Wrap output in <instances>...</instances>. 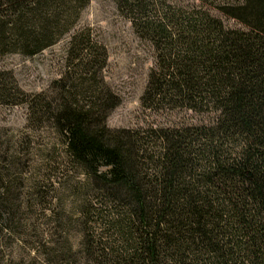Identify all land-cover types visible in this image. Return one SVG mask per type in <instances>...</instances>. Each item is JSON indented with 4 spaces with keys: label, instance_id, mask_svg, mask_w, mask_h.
Instances as JSON below:
<instances>
[{
    "label": "trees",
    "instance_id": "obj_1",
    "mask_svg": "<svg viewBox=\"0 0 264 264\" xmlns=\"http://www.w3.org/2000/svg\"><path fill=\"white\" fill-rule=\"evenodd\" d=\"M115 1L155 49L141 106L216 117L110 129L120 98L101 75L107 50L89 27L72 34L65 69L46 91L27 92L0 69V104L26 106L29 131L51 124L84 176L68 222L79 235L75 263L264 264V0L213 5L243 28L202 4ZM88 2L0 0V54L41 52ZM9 149L0 142V223L13 231L22 214ZM46 248L51 261L70 256L69 248Z\"/></svg>",
    "mask_w": 264,
    "mask_h": 264
},
{
    "label": "rangeland",
    "instance_id": "obj_2",
    "mask_svg": "<svg viewBox=\"0 0 264 264\" xmlns=\"http://www.w3.org/2000/svg\"><path fill=\"white\" fill-rule=\"evenodd\" d=\"M165 1L184 7L202 4L227 26L244 27L213 6L234 0ZM84 27H89L92 36L106 47L107 61L101 75L120 98L106 119L110 129L214 122V112L198 113L184 108L153 111L141 106L140 97L155 63V49L149 40L136 33L130 18L118 8L115 0H89L74 26L54 44L29 56L18 52L0 54V69L10 71L27 92L46 91L65 69L72 34ZM26 118V106L0 104V142L15 156L16 163L8 165L15 173L13 189L19 194L22 214L13 231L2 230L4 225L0 223V264H77L79 256L75 252L79 235L68 222L70 217L73 219L77 199L83 193L84 176L68 163L62 138L51 124L29 131ZM2 165L0 162V167ZM37 188L39 193H36ZM45 199L48 202H44ZM42 242L46 246H41ZM59 246L69 248L70 256L51 261L53 256L46 255V247Z\"/></svg>",
    "mask_w": 264,
    "mask_h": 264
}]
</instances>
